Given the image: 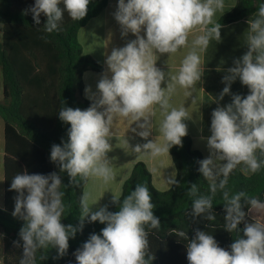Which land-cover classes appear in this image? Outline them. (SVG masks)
<instances>
[{
	"label": "clouds",
	"instance_id": "clouds-1",
	"mask_svg": "<svg viewBox=\"0 0 264 264\" xmlns=\"http://www.w3.org/2000/svg\"><path fill=\"white\" fill-rule=\"evenodd\" d=\"M63 4V8L60 5ZM90 0H35L26 10L32 13L36 25L41 14L46 17L42 29L45 33L60 31L65 12L73 21L86 17ZM224 0H118L115 20L121 27L122 37L129 33L136 38L107 55L106 70L100 75L96 92L86 86L85 95L92 101L86 110L61 107L59 119L70 124L68 141L51 147L50 159L60 172H67L70 183L79 186L90 177L100 178L104 184L114 180L108 153L112 151L113 124L125 118L131 131L144 138L151 134L152 118L157 107L162 119L157 137L130 147L135 154L144 153L156 158L169 154L173 146L182 147V138L188 134L185 120L191 115L185 106L170 103L177 86L191 96L204 73L202 54L211 41L221 40V23L214 17L224 12ZM245 37L248 51L227 69L223 82L227 85L220 93L222 100L230 94L231 83L237 78L248 87L246 97L233 95L232 102L217 107L211 116V135L207 138L210 155L200 160L199 172L209 182L210 195H200L197 184H192L187 195L193 197V219L204 216L216 219L213 198L222 192L226 212L224 229L240 233L238 227L245 221V205L264 210V202L244 191L230 194L228 178L239 165L243 172L257 173L264 168V3L259 5L255 17L248 21ZM144 31L145 35H141ZM194 38L189 45V36ZM146 36V38H145ZM41 39H47L42 36ZM188 48L178 71L166 73L156 67L158 54H175ZM167 82L166 87L162 83ZM197 97L193 99L196 102ZM137 128L141 131L137 132ZM259 154V156H258ZM168 182L178 185L175 177ZM62 180L56 172L48 175L16 174L10 190L18 195L12 215L25 221L19 231L23 241V254L19 264H37V252L55 248L57 257L67 254L69 240L82 231L85 221L100 222L106 226L100 234H91L74 253L77 264H151L155 257L149 254V229H159L161 222L154 215L155 205L146 184H137L122 201L113 194L112 203L119 210L111 212L107 206L94 210L98 202L90 203L91 196L84 192L80 197V224L78 227L61 223L65 213L61 191ZM186 240L189 264H264V223H245L243 237L238 235L230 251L220 247L214 237L202 230L195 236L179 232ZM15 247H21L14 241ZM45 254L39 260L46 259Z\"/></svg>",
	"mask_w": 264,
	"mask_h": 264
},
{
	"label": "trees",
	"instance_id": "trees-1",
	"mask_svg": "<svg viewBox=\"0 0 264 264\" xmlns=\"http://www.w3.org/2000/svg\"><path fill=\"white\" fill-rule=\"evenodd\" d=\"M109 0H90L88 12L80 21H73L65 12L60 22V31L45 33L42 29L46 17L41 14V23L36 25L32 13L27 11L35 0H0V126L4 128L3 156V199L0 203V232L3 234L2 264H19L23 254V241L19 231L25 221L12 215L15 197L10 190L13 177L18 173L48 175L56 172L62 180L61 191L65 192L64 217L61 223L78 227L80 224V197L88 183L79 186L70 183L67 172H60L57 164L50 159L51 147L68 141L70 124L59 119L61 107L86 110L92 101L83 97L84 74L101 72L102 66L86 55L79 41V31L92 19L101 14ZM264 0H236L235 6L218 23L227 25L249 21L255 17L259 5ZM63 8V4L60 5ZM46 36L47 39H41ZM203 135L210 136L208 118L204 116ZM176 171L178 185L166 191L156 189L147 165L139 161L124 182L120 199L133 191L137 184H146L155 205L153 212L161 222L160 228L149 229V254L155 259L151 264H189L187 241L179 237V232L195 236L199 229L211 234L218 245L230 251V245L240 235L247 223L250 205L242 209L247 213L245 221L238 227L240 233H230L224 229L225 208L222 192L213 198L214 221L201 217L193 219L191 212L193 197L187 195L192 184H197L200 195H210L209 182L199 172L201 151L193 148L192 138L187 134L182 138V147L173 146L169 150ZM259 156V154H258ZM237 166L228 178L227 190L230 194L244 191L249 196L264 202V168L257 173H245ZM111 212L119 210L117 204L107 206ZM106 225L100 222L84 223L69 240L67 254L57 257L55 248L37 252V264H68L90 235L100 234ZM19 241L21 247H15ZM45 254L44 260L39 256Z\"/></svg>",
	"mask_w": 264,
	"mask_h": 264
},
{
	"label": "crops",
	"instance_id": "crops-1",
	"mask_svg": "<svg viewBox=\"0 0 264 264\" xmlns=\"http://www.w3.org/2000/svg\"><path fill=\"white\" fill-rule=\"evenodd\" d=\"M127 2V0H125ZM236 0H224V12H217L214 20L218 23L220 18L228 13L234 6ZM118 0H109L106 8L95 18H92L86 26L80 29L78 37L86 55L92 57L99 65L102 66L101 72H87L84 74V91L83 97L90 100L85 95L86 86H90L93 92H96V85L100 75L106 70L105 60L107 55L111 54L113 48H120L127 42L136 37L129 33L126 37L121 35V27L114 18L117 11ZM249 28L248 21H240L221 27V40L219 42L211 41L206 52L202 54L204 61V73L201 81L197 84L196 91L191 96H185V90L177 86L175 94L172 96L170 103L174 107L185 106L191 119L185 120L188 133L192 138L193 148L202 152L204 159L210 155L207 147V136L203 135L204 116L208 118V129L211 135V119L212 112L218 106L224 107L232 102L233 95H241L246 97L250 94L247 86L243 85L239 78L231 83L230 94H226L222 100L219 99L223 88L227 86L223 82V77L227 75V69L234 67V61L241 58L247 51L245 37ZM141 35H145L142 31ZM146 38V36H145ZM194 38V34L189 36V45ZM188 48H182L175 54H158L156 67L164 72L175 74L178 71L180 63L186 55ZM167 82L162 83V87H166ZM197 97L196 102L193 99ZM91 101V100H90ZM162 119L160 110L157 107L156 115L152 118L153 128L147 140L131 131L136 128V123L130 125L125 118H118L113 124L114 137L111 140L112 151L108 153L111 161V167L114 173V180L108 184L100 178L90 177L84 189L91 196L90 203L98 202L94 206V210L99 207L108 206L112 203L113 194L120 197L122 186L129 178L133 166L139 162H144L152 175V182L156 189L166 191L171 188L172 184L168 182L169 178L176 177L175 167L169 154H165L156 158H152L144 153L135 154L127 146L130 147L137 144H143L154 138L160 137L158 127ZM141 129L137 128V132ZM3 141V146H2ZM4 148V128L0 126V156H3ZM244 167V166H243ZM3 167H0V203L3 199ZM262 213V214H261ZM259 221L264 223V210L251 209L248 214L247 223ZM2 234V233H1ZM3 250V234L0 237V264H2ZM68 264H77L75 256Z\"/></svg>",
	"mask_w": 264,
	"mask_h": 264
},
{
	"label": "rangeland",
	"instance_id": "rangeland-1",
	"mask_svg": "<svg viewBox=\"0 0 264 264\" xmlns=\"http://www.w3.org/2000/svg\"><path fill=\"white\" fill-rule=\"evenodd\" d=\"M2 146H3V141H2ZM261 214H262V213H261ZM1 235H2V234H1V232H0V237H1Z\"/></svg>",
	"mask_w": 264,
	"mask_h": 264
}]
</instances>
